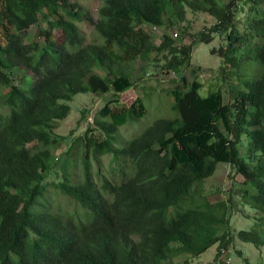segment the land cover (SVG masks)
Returning a JSON list of instances; mask_svg holds the SVG:
<instances>
[{
	"label": "trees",
	"instance_id": "trees-1",
	"mask_svg": "<svg viewBox=\"0 0 264 264\" xmlns=\"http://www.w3.org/2000/svg\"><path fill=\"white\" fill-rule=\"evenodd\" d=\"M188 13L213 25L186 45L168 30L187 31ZM79 23L103 44L87 43ZM34 26L40 38L27 42ZM217 38L226 90L203 95L185 72L195 46ZM19 68L36 79L17 80ZM171 73L182 81L171 116L122 142L120 129L147 113L142 98L120 107L122 95ZM80 94L111 98L81 111L83 133L59 134ZM220 163L264 228V0H105L97 18L72 0H0V264H194L215 246L228 264L236 239L264 248V232H235L231 199L209 200ZM53 190L75 207H53Z\"/></svg>",
	"mask_w": 264,
	"mask_h": 264
},
{
	"label": "rangeland",
	"instance_id": "rangeland-1",
	"mask_svg": "<svg viewBox=\"0 0 264 264\" xmlns=\"http://www.w3.org/2000/svg\"><path fill=\"white\" fill-rule=\"evenodd\" d=\"M104 1L105 0H72L74 4L81 6L84 11L89 12V14L93 15L95 18H97L98 12L103 6ZM223 1L227 2L229 0ZM187 17L188 21L181 25V27L186 26L187 31L183 28L180 30L178 27L168 30V33L172 37L177 38L180 43L186 45L191 44L196 38L195 35L199 34V32L208 31L213 25L212 17L207 14L193 15L192 13H188ZM244 18V15L239 16V20L242 24L244 22ZM79 26L87 36V43L97 41L98 43L103 44V40L99 37L93 26L87 23H79ZM145 28L150 34L155 36L156 43L160 44L163 32L147 25ZM39 29V26H34L30 29L27 42H33L40 38ZM181 31L188 32L186 37L182 35ZM56 34H58V32H56ZM220 45L221 41L218 38L211 45L205 43L197 44L193 50L192 63L185 72L190 81H193L195 77H198V79L202 82L204 86L202 92L203 95H208L210 92L219 88L226 90V85L221 80V60L218 56L211 54V49L213 47L219 48ZM145 65L146 64L144 62L133 64V66L137 68L136 72L140 69V66ZM99 72L104 76L103 72ZM14 78H17L19 81L23 80L26 82H28V80L34 81L36 79L35 75L30 70L25 68H19L16 70ZM180 85H182V81L181 76L178 74H152L147 75L137 88L130 89L124 93L122 95V103L120 107L127 108L135 103L138 98H142L146 103L147 113L140 121L121 128L119 132V139L122 142L130 140L141 134L159 118L170 117L172 114L170 107L173 102L171 93ZM230 85L232 87L235 86L233 83H230ZM23 86L28 87L29 85L26 84ZM110 98L111 95L104 97L94 96L92 94L77 95L71 104L72 112L69 118L59 124L57 129L58 133L62 135H69L72 130H76L75 134L77 135L83 133L86 130L87 125L83 124L78 127V121L82 116L81 111L83 109L97 111V109L103 107ZM90 122H92V119H90ZM64 151H66V148L63 147H58L57 150L55 149L56 155H59ZM109 160V156L102 159V167L106 171L109 169ZM229 171V165L220 163L216 174L205 182L204 190L208 195L209 200L214 203L220 201H230V199L232 200L235 207L232 212L231 225L235 232L240 229L250 230L252 228H256V230L264 232V228L260 224H257V219L260 218L262 214L249 205L244 204L240 192L236 190L232 191L233 185L228 179ZM237 180L239 184L244 182L242 176H239ZM49 196L52 205L55 208H60L69 212L75 207L69 198L65 195L57 193L54 190ZM234 243L235 248L232 249L230 254L224 255L223 259L225 262H229L228 264H247V259L249 264H264V248L257 249L252 245L243 244L237 239ZM216 248L217 246L211 248L208 252L203 254L200 259L196 260L194 264H220L221 259L216 261ZM237 249L241 250L245 254V257L239 256V254H237Z\"/></svg>",
	"mask_w": 264,
	"mask_h": 264
}]
</instances>
